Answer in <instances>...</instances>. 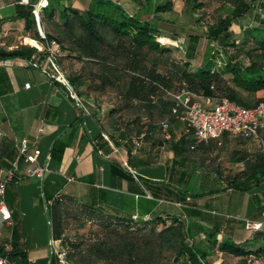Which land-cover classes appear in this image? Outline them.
Returning a JSON list of instances; mask_svg holds the SVG:
<instances>
[{
  "label": "trees",
  "instance_id": "obj_1",
  "mask_svg": "<svg viewBox=\"0 0 264 264\" xmlns=\"http://www.w3.org/2000/svg\"><path fill=\"white\" fill-rule=\"evenodd\" d=\"M17 1L21 4H16L15 20H22L25 32L43 43L44 48L0 47V61H33L56 80V72L47 62L51 56L92 116L101 107V98L109 94L110 114L126 108L127 113L135 115L131 121L125 115L112 118L113 127L130 132L137 125L135 136L125 139V144L131 143L126 165L112 163L110 171L118 178L136 183L138 188L133 193L146 199L147 206L140 207L130 195H124L121 208L92 206L60 193L66 182H74L75 178L56 183L46 181L47 177L42 179L51 238L59 241L68 261L71 264H264V220L237 221L234 217L212 215L192 201L204 194H219L224 189L246 192L264 182V149L252 153L254 156L241 150L232 151L231 162L241 163L242 167L225 179L223 189L204 193L188 192L182 188L183 183L174 189L171 184L147 180L128 157L142 149L151 129L159 132L163 144H168L178 158L172 172L186 164L184 156L192 153L194 157L208 141L221 140L223 135L198 143L192 132L186 131L175 138L170 125L179 119L172 113L176 105L172 95L189 91L215 103L227 99L242 108H253L264 98V0H185V11L193 20L187 26L189 33L185 39L162 30L159 25L171 23L164 16L174 13L173 0H133L138 7L134 15L112 0H90L89 6L82 10L56 7L47 0L46 6L40 8L38 23L33 14V5L38 0ZM3 22L1 19L0 24ZM53 43L57 50L51 54L49 48ZM112 98L123 104L115 107ZM181 112L179 109L178 113ZM259 133L260 130L258 139L243 133L228 134L244 143L260 141ZM100 137L107 144L113 142L105 130ZM68 145L69 142L55 141L50 159L60 162ZM9 148V144L0 146V157L4 155L9 160L8 167L18 157L14 151L6 155ZM203 162L198 161L194 167L204 169ZM168 206L176 211H160ZM12 221L6 238L11 239L12 250L4 253L0 249V254L16 264H27L25 251L14 240L19 223L13 217ZM247 221L262 225L248 231ZM238 226L249 232L248 238L241 242L233 239Z\"/></svg>",
  "mask_w": 264,
  "mask_h": 264
},
{
  "label": "crops",
  "instance_id": "obj_2",
  "mask_svg": "<svg viewBox=\"0 0 264 264\" xmlns=\"http://www.w3.org/2000/svg\"><path fill=\"white\" fill-rule=\"evenodd\" d=\"M51 1L56 7L72 6L80 10L86 9L90 3V0ZM112 1L121 5L129 15L138 12L133 0ZM17 3L21 4L17 0H0V20L4 21L0 24V47L11 50L18 45H29L42 50L43 43L36 41L31 33L25 32L22 20H15ZM159 25L164 30V24L160 22ZM9 61V65L4 64V60L0 61V132L3 134L0 146L10 145L6 155L13 151L17 155L20 141L27 139L29 152L40 150L38 165L48 170L46 181L56 183L61 179L75 178L74 182H66L60 193L70 194L79 201L96 207L108 205L121 208L124 195H130L131 199L133 197L140 207L147 206L146 199L133 193L138 188L136 183L118 178L110 171L112 163L121 166L125 163L131 144H125V139L135 136L137 132L136 124V129L133 128L130 132L127 129H115L112 118L125 115L131 121L135 115L127 113L126 108L110 114L108 109L111 106L102 101L101 107L93 116L85 114L75 106L62 82L54 80L38 67L26 65L23 59ZM112 101L115 107L123 104L114 98ZM104 130L112 137L113 142L110 144L101 140L100 135L104 134ZM184 131L181 120L171 122L170 132L175 138ZM142 132L145 133V129L142 128ZM259 134L260 141L241 143L224 133L219 142L205 143L194 157L192 153L184 156L186 164L173 168L172 172L173 163L178 158L168 144H163L159 132L151 129L142 149L128 157L143 178L159 184H171L174 189L180 187L181 183H187L192 168L198 161H204L203 177L206 182L215 186L205 191L192 192L204 193L214 188L223 189L225 179L241 167V163L231 162L232 151L241 150L252 154L264 149V131L260 130ZM57 140L69 142L60 162L50 159V152ZM8 161L4 155L1 156L0 167L7 168ZM27 166L20 159L16 177L6 185L5 190L6 205L14 221L19 223L14 232V240L25 251L27 264H59L49 243L51 232L43 195V180L29 177L26 174ZM217 166L219 170L214 169ZM192 201L197 208L210 211L212 215L234 217L237 221L264 220V182L246 192L235 193L224 189L219 194H204L192 198ZM160 211L175 212L176 209L168 206ZM205 225L208 226V223ZM8 234L7 227L0 221V248ZM248 236L249 232L241 226L233 233L236 242H241Z\"/></svg>",
  "mask_w": 264,
  "mask_h": 264
},
{
  "label": "built area",
  "instance_id": "obj_3",
  "mask_svg": "<svg viewBox=\"0 0 264 264\" xmlns=\"http://www.w3.org/2000/svg\"><path fill=\"white\" fill-rule=\"evenodd\" d=\"M46 4L47 0H38V2L33 5V14L37 23L39 21L40 8L45 7ZM38 31L43 36L42 29L39 25ZM37 49L41 50L40 48ZM56 50L57 45L53 43L49 51L53 54ZM47 62L56 72V80L62 82L66 86L75 106L83 113L90 114L84 107L81 99L66 82L63 73L53 62L51 56L47 58ZM4 64L9 65L10 61L8 59L4 60ZM25 64L38 67L33 61H25ZM42 70L44 71V68H42ZM172 97L176 101L172 113L176 115L177 119L184 123L186 132H192L198 143L219 138L224 133H231L234 135L243 133L258 139L259 130L264 129V98L253 108H242L232 104L227 99L215 103L210 98L198 96L189 91H182L179 94L172 95ZM179 109L182 110L181 114L178 113ZM163 129H166L165 124L163 125ZM2 135V132H0V139ZM39 156L40 150L35 149L29 152L28 140L22 139L18 146L17 159L11 163L9 167L0 168V221L8 228H12L13 221L12 213L5 202L6 185L16 177L20 157H22L23 162L28 165L26 174L29 177H36L42 180L48 173V170L38 165ZM123 165L126 164L123 163ZM130 172L135 176V173L132 171ZM68 180L74 181V178L70 177ZM132 218L135 219L136 217L133 216ZM145 219H147V217ZM261 225L262 223L260 222L247 221L246 229L248 231L257 230ZM49 243L50 246L53 247L59 264H71L67 259L66 252L60 247L59 241L51 238ZM0 249L4 253L11 251V239H6ZM0 264L16 263L11 261L6 255L0 254Z\"/></svg>",
  "mask_w": 264,
  "mask_h": 264
},
{
  "label": "rangeland",
  "instance_id": "obj_4",
  "mask_svg": "<svg viewBox=\"0 0 264 264\" xmlns=\"http://www.w3.org/2000/svg\"><path fill=\"white\" fill-rule=\"evenodd\" d=\"M173 3L174 13L171 15L166 14L164 16L165 19L170 20L171 23H166L164 25V29H166V31L176 33L175 35H177L179 39H185V35L189 33L187 26L192 25L193 20L185 11V0H173ZM32 43L34 44V42ZM109 97L110 95L106 94L100 101L107 104ZM203 175H205L204 169L200 167H193L188 182L184 183L182 188L187 189L189 192H201L214 187L215 184L206 182Z\"/></svg>",
  "mask_w": 264,
  "mask_h": 264
}]
</instances>
